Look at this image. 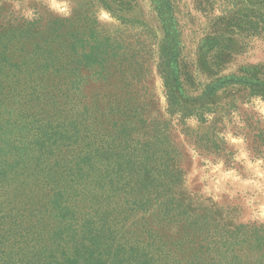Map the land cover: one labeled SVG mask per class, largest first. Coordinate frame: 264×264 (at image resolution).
<instances>
[{"label":"rangeland","instance_id":"1","mask_svg":"<svg viewBox=\"0 0 264 264\" xmlns=\"http://www.w3.org/2000/svg\"><path fill=\"white\" fill-rule=\"evenodd\" d=\"M23 21L51 59H22L47 43L31 38L0 71V264H113L130 246L208 264L225 223L241 264L259 260L264 0H0V31ZM166 67L197 109L184 121Z\"/></svg>","mask_w":264,"mask_h":264},{"label":"trees","instance_id":"2","mask_svg":"<svg viewBox=\"0 0 264 264\" xmlns=\"http://www.w3.org/2000/svg\"><path fill=\"white\" fill-rule=\"evenodd\" d=\"M247 2L252 3L253 0H247ZM54 23H58L57 20L54 21ZM36 28H40L39 31H34ZM58 30V27L57 29ZM46 32V29L42 28L41 26H38L36 24V21L27 22L23 21L22 24L17 25L13 29H7L6 31H0V71L4 69L7 66L8 59H7V50L8 48H13L18 44H29L30 39L32 38L34 41L40 38L42 42L44 43V47L40 45L39 43H35L34 48L32 51H30L27 54L21 55L22 59H29L33 60L37 57H44V59H51L50 56V45H48V40L43 39L42 34ZM56 32V31H55ZM17 33V35H16ZM54 33V32H53ZM48 34L46 33V36L48 37ZM17 36V40L14 41L15 44L13 45V39ZM23 41V42H22ZM12 45L13 47H9ZM84 56H92L93 51L88 52L90 53L87 55L85 51H82ZM43 68L46 66V64L42 65ZM42 68V67H40ZM167 70H161L162 77L164 78V86H165V97H166V103L169 110V113H177L181 120L184 121L185 117H188L189 115L196 113L197 109L192 108L188 110V106L185 104L187 102L182 100L181 95L179 94V88L174 87L173 82L171 81L170 74L168 73V67H166ZM261 89L263 88L262 93H260V96L264 97V83H261ZM217 87L213 90L212 94L216 91ZM202 103V102H200ZM197 116L196 114H194ZM198 118L201 119V121H204V113H200L198 115ZM212 123H215L214 119L211 121ZM215 149V147H214ZM143 157L137 156L135 159H138L139 162L136 164L132 163V165L136 168H138V172L140 175H150V171L148 170V164L146 162H151L148 159H142ZM129 160V159H128ZM117 173V172H116ZM137 175V172L132 174ZM146 196V195H145ZM148 199V196L145 197V200ZM144 201V199H142ZM215 221V220H214ZM214 224V223H213ZM224 230H219L216 227V224L212 225L210 227V230L208 232L209 235V241H208V264H241V258L238 257V254L240 255L243 248L242 244L243 242L237 241L236 237L232 236L234 234V231L231 230V224L225 223L224 224ZM222 234V235H221ZM261 237L256 233L255 238L250 245L251 249L256 250L258 253L261 252L263 245L260 242ZM239 246V247H237ZM120 249H117L116 252H119ZM130 251V254L126 257H122L119 261H111L113 264H154L155 260L153 259V256L149 253L150 251H140L137 248H134L133 246H130L128 248ZM94 252L96 255L94 256V259L97 261H101V256L98 255V249L94 246ZM240 259V260H238ZM264 254L259 256V260H253V261H245L244 264H264ZM106 261V260H105Z\"/></svg>","mask_w":264,"mask_h":264}]
</instances>
